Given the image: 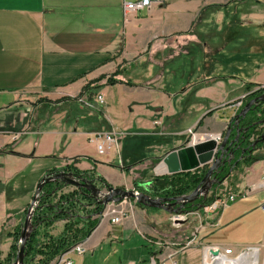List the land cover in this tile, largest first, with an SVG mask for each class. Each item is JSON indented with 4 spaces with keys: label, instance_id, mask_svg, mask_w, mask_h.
I'll list each match as a JSON object with an SVG mask.
<instances>
[{
    "label": "crops",
    "instance_id": "crops-1",
    "mask_svg": "<svg viewBox=\"0 0 264 264\" xmlns=\"http://www.w3.org/2000/svg\"><path fill=\"white\" fill-rule=\"evenodd\" d=\"M210 5L225 8L212 14L213 22L205 24L202 36L193 34L191 29L199 11ZM227 17L226 28L233 23L237 32L248 26L264 27V0H167L126 19L121 0H0V114L15 111L16 104L31 101L27 99L34 94L49 100L67 97L61 104L75 100L86 81L110 75L119 67L124 76L117 79L131 82L136 77L132 79L134 85L115 84L99 91L104 105L98 114L92 112L97 118V131L121 134L119 149L112 151L119 161L120 142L127 137L153 136L158 141L168 137L167 143L129 161L124 157V169L122 165L112 166L109 157L92 160L85 151L74 152L68 144L59 151L58 164L52 168L60 170L76 159L73 166L79 171L95 172L112 187L131 189L132 173L147 170V174L154 176L153 169L167 152L190 141L187 130L196 131L195 142L204 140V136L221 138L228 121L241 109L235 105L243 103L246 85H254L252 91L264 86V63L256 59V37L246 42L239 36L236 41L225 31L220 36L222 42H237L230 48L224 47L221 40L213 45L205 41L206 34L211 32L206 29L211 27L220 33L219 25ZM240 47L250 48L247 61L244 55L240 56ZM192 55L198 64L197 71L167 92L161 82L164 62L180 59L186 65ZM141 67L144 75L135 76L133 70ZM21 119L14 115L10 121L0 123V128L6 130L0 138V171L5 170L6 164L14 163L16 173L22 172L31 163L27 150L13 154L3 151L15 140L13 134H19L7 130L14 129ZM79 119L76 117L75 126L82 121ZM25 129H29L28 125ZM72 133L76 134V130ZM90 133L80 135L88 140ZM46 136L44 133L39 141ZM91 145L97 157L104 156ZM50 152L37 153L40 157L51 156ZM139 161L142 166L130 167ZM4 175L0 183V231L3 225L13 228L19 223L20 213L26 210L35 188L32 186L27 193L20 188L21 194L14 195L17 186L5 188L14 175L8 171ZM242 181L244 186L237 189L250 194L223 208L215 228L207 227L211 216L174 224L172 215L164 211L147 210L123 201L116 207L126 212L125 217L116 224L108 217L100 218L82 242L85 254H67L66 258L72 264H168L167 258L172 256L177 264H209V250L218 246L233 252L223 256L224 261L239 254L242 260H251L252 250L248 248H257L261 255L264 244V213L259 209L264 200V160L252 164ZM55 227L56 224L49 231L54 236L61 232V228L54 232ZM189 238H194L197 245L183 250L161 245L165 241L183 244ZM10 246L11 239L0 245V264H4Z\"/></svg>",
    "mask_w": 264,
    "mask_h": 264
},
{
    "label": "trees",
    "instance_id": "trees-1",
    "mask_svg": "<svg viewBox=\"0 0 264 264\" xmlns=\"http://www.w3.org/2000/svg\"><path fill=\"white\" fill-rule=\"evenodd\" d=\"M225 8V6L220 5H210L202 8L198 16L193 23L191 32L198 36H202V29L207 24L210 15L220 11V9ZM135 76L144 75V69L136 68L133 70ZM123 75L119 67L107 76H100L94 80H88L85 82L80 93L75 97V100L82 99L85 102L92 103V98L105 86H112L115 84H126L134 85L132 79L131 82L127 80H119L118 76ZM133 75V76H134ZM124 76V75H123ZM255 86L252 84L246 85L245 91L247 95L244 97L241 108L250 100L254 99L264 89L258 87L256 90L252 91ZM257 87V86H256ZM62 100L55 101V104L45 103V101H40L33 107V115L29 120L28 126H31L30 130L33 129V123L37 122V125H42L47 121L48 111L46 108H56L63 102ZM264 116V104L259 103L257 106H253L248 112L245 119L240 120L239 124L242 127H249L246 134L240 135L238 143H233L231 145V151L238 153L241 151L239 145L244 142V146H248L255 138H258L262 133V127L259 125H254L255 122L262 119ZM27 121V120H26ZM25 121V123H26ZM17 126L14 129L7 130L8 132H20L24 123L18 121ZM31 122V124H30ZM37 129V128H36ZM235 133L232 132L230 137L234 138ZM242 159V158H241ZM264 160V141L258 143L256 147L246 155L243 161H237L235 166L231 168L229 166V171L227 166L230 165L225 163L223 167H219L213 173V178L216 182L222 183L223 181H228V191L229 193L235 192L240 185L242 178L245 176V171L255 162ZM76 159H73L69 165H66L60 169L67 173H71L77 177L89 179L93 184L98 182L103 187H108L109 185L95 172H84L79 171L73 165L76 163ZM121 161L123 157L121 156ZM155 163V162H154ZM157 163V162H156ZM155 163V164H156ZM124 169L126 166L121 164ZM142 166L143 162H138L131 164L133 166ZM121 168V169H122ZM131 170V168H130ZM129 171V169H127ZM146 171V172H145ZM135 171L132 173L133 186L138 188L139 184L149 183L148 193L151 197H178L186 195L192 192L200 183L207 168L198 169L193 172L179 173L172 176L162 175L153 176L147 174L148 171ZM58 172L57 169L52 168L48 173ZM215 175V176H214ZM220 183L215 184L212 188H220ZM63 184L59 182H52L45 184L42 191L37 199L36 206L33 209V214L31 217V224L35 227L34 231L31 233L29 239L27 240L24 248V264H50L53 260L57 259L63 253L69 251L73 246L78 243H82L85 238L90 234V232L97 225L100 216L99 213L102 210V206L98 205L89 193L84 189H74L69 192L64 191ZM141 190V189H137ZM212 201L211 198H206L202 200L201 198L196 200L193 204H188L186 206L187 212H193L199 210L198 207H204ZM132 202V201H131ZM136 206L146 209L139 204ZM151 210V209H147ZM24 213H22L19 223L13 228H6L4 225L0 231V245L3 244L7 239H11V246L9 252L5 259L4 264H12L18 249V238L19 230L21 228ZM96 216V217H95ZM63 221V226L61 232L54 236L49 233L52 226L56 222Z\"/></svg>",
    "mask_w": 264,
    "mask_h": 264
},
{
    "label": "rangeland",
    "instance_id": "rangeland-1",
    "mask_svg": "<svg viewBox=\"0 0 264 264\" xmlns=\"http://www.w3.org/2000/svg\"><path fill=\"white\" fill-rule=\"evenodd\" d=\"M213 18H214V15H212L209 18V20L207 21L209 25H210V22H213ZM227 20H228V17L224 20V22H222L219 25L218 30L220 31V33H217V31L213 30L211 27H209L210 29H206V31L209 32L211 30V32L206 34L207 39L205 41H207L211 45H213L216 42H219V40H221L220 36L223 37L225 31L228 32V37H235L236 41H238L239 36H241L243 38V40L244 39L247 40L246 42H248L249 39L256 37L258 39V43H257V50H258L257 54L258 55H257L256 59L260 60L259 62L264 63V27H260V28L257 27L256 28L254 26H252V27L248 26L245 29H242V30L237 32L234 29V27H232L233 23H231V28H229V27L226 28L225 23L227 22ZM229 20H230V22H232L234 19H233V17H230ZM259 22L263 23L262 20H260ZM205 27H207V25ZM205 27H203V28H205ZM221 43H225L224 47L230 48L234 45V43H237V42H235V40L231 41L229 39V40H224L223 42L221 40ZM240 49L241 50L238 51L240 53V56L244 55L245 56L244 59H245V61H247L249 59L250 48L244 49V47H240ZM227 51H230V50L226 49V52ZM181 62H182V64H180ZM184 63L185 62L180 60V59L173 61V62L169 61V60L164 62V67L162 69V74H161L162 75L161 82L165 85L167 92H168V90L172 89L175 86V84L177 85V84L181 83V81H184L186 78L191 77L197 71L196 68H197L198 64L196 62L194 55H192V59H190L186 65H183ZM200 70H201V68L199 67L198 71H200ZM150 75H152V73ZM98 93H100V92H98ZM113 93L115 95L114 91H113ZM34 95L35 96L32 95V97L30 96V99H27V100H31V101H23V104H21V103L16 104L15 111H12L11 113H8V112L1 113L0 114V120H1L0 123L10 121L12 116H14V115L18 116L19 115L22 118L21 121H22V123H24L23 127L25 129V128H27V125H28L26 120L31 119V117L33 115L32 108L36 104H38L40 101L44 100L45 103L49 102V104H55V101L67 98V97H59V99H56V100H49V99H46L45 97L41 98V97H37L36 94H34ZM93 99H94V97L92 98V101H93ZM62 104H60L56 108H50V109L46 108V111H48V115H49L47 117V121H45L40 126L37 125V122H34L33 123V130H30L31 126H28L29 129H25V130L21 129V131L18 133L21 134L22 131H25V133L20 135V136H17L16 140H14L13 142H10L8 145L4 146V150H3L4 152H8V153L13 154V153H17V152L22 153L21 151L27 150L29 152H27L26 155H30L29 158H30L31 163H29L22 172L16 173V166L14 163L6 164L5 170L0 171V183H2V180L5 179V175L2 176L3 172L8 171L14 175L9 180H7V184L5 187L8 189H12V188H15L17 186V188H16L17 190H15L13 193L14 195H20L22 191H24V193H27V191H31V187L33 186V188H34L37 185L40 178L42 177L43 174L41 175L40 173L43 170L46 171L48 169H51L56 164H58L57 158L61 154L60 152L62 151V149L63 148L65 149V147L68 144H70L72 146V150L74 152L78 153L81 151H85L92 160L93 159L94 160H96V159L103 160V159L109 157L112 166L118 168L121 165V161H119L118 155L115 156L114 152H112V151L105 154L104 156H98L97 157L95 150H94V147L90 143H88V140H86L85 137L80 135L81 132H88V131L89 132H98L97 131L98 129H96L97 128L96 125H94L96 123L97 118H96V115L93 113L99 112L100 110L94 111V110L86 107L85 105L81 104L80 102H78V100H69L66 103H62ZM10 114H12V116H10ZM96 114H98V113H96ZM76 117L80 118L79 120H82V121L80 122L79 125L75 126L74 121H75ZM17 118H19V117H17ZM25 121H26V123H25ZM11 128H13V127H11ZM2 129L3 128H0V138H2L1 137L2 134H6V130L3 131ZM75 130H76V134H73L72 132ZM104 131L105 130H101L100 132H104ZM132 131H134V130H132ZM191 131L194 135H197L195 133L196 131L194 129H191ZM13 133H17V132H15V130L10 132V134H13ZM44 133L47 134V136L43 137L39 141V139L42 137V135ZM187 135H189V134L187 133ZM189 137L191 138V135H189ZM155 138L157 139L158 137L155 136ZM44 139H46V140H44ZM153 139H154L153 136L150 139H149V137L141 138L139 136L127 137L126 139L122 140V142H120V158L123 155V161H124V157H125V161H129V159L134 158V157H138L139 155L144 154L149 149L151 150L154 146L165 144L168 141V137H162V139L159 141L153 140ZM37 143H38V146H36ZM121 146H123L122 150H121ZM52 150H53V152H50ZM38 151L50 152L51 156H40L39 157L38 153H37ZM1 157H2V155L0 154V158ZM15 160H17V159H15ZM58 171H60V170H58ZM246 173H247V170L245 171V174ZM8 177H9V175L7 176V178ZM125 178H124V180H125ZM243 178H242V180H243ZM120 181H122L121 178H120ZM95 185L97 188H99L102 191V193H106L105 187H103L101 184H99L98 182H95ZM221 185L226 189L225 192L229 193L228 181H225ZM109 186H111V185H109ZM239 186H240V188H241V186H244L243 181H241V185H239ZM239 186H238V188H239ZM20 188L22 189V191ZM64 188H65L64 189L65 192H69V191H72L75 189L73 187H64ZM132 188H134V186ZM243 190L237 189V190H235V192H231V193L237 194L238 192H241ZM32 194L33 193H31V195ZM237 199H239V198H237ZM125 202L128 203L129 201H125ZM116 204H118V203H116ZM116 204L115 203L114 204L113 203L108 204L105 207L104 211L105 210H107V211L113 210V211L120 212V214H126V212L124 210H121L120 207L117 208ZM133 204H135V203L133 202ZM26 210H27V208H26ZM26 210H25V212H26ZM22 213H20V218H22L21 217ZM24 216H25V213H24ZM99 216H101V215H99ZM55 224H56V227L54 228L53 231L58 232L57 229L61 228V226L63 225V221L56 222L53 224V226H55ZM261 252L262 253L264 252L263 245L261 246Z\"/></svg>",
    "mask_w": 264,
    "mask_h": 264
},
{
    "label": "water",
    "instance_id": "water-1",
    "mask_svg": "<svg viewBox=\"0 0 264 264\" xmlns=\"http://www.w3.org/2000/svg\"><path fill=\"white\" fill-rule=\"evenodd\" d=\"M262 89H264V86ZM259 103L264 104V94L247 102L238 111V113L235 114L230 121H228L226 131L220 142L216 141V139H221L220 136L217 138H209L208 136H204L206 138L201 142L194 143L190 140L184 146L167 152L160 159L159 163L153 169L154 176H172L179 173L193 172L208 166L207 171L198 186L192 192L183 196L151 197L149 194H147L149 187L148 183L139 184L138 188L141 189L140 191L137 190L138 188L124 189L109 186L105 187L106 193H102V191L97 188L93 182L85 178L77 179L73 174L64 171L46 173L40 178L37 185L35 186L32 199L25 212V216L19 230V245L12 264H24L25 244L35 229V227H33L31 224L33 209L36 206L37 199L39 198L43 186L48 183L59 182L63 184L64 187H73L75 189L82 188L86 190L89 192V195L93 198V200L98 205L102 206V210L100 211L99 215L102 214L108 204H116L123 201H132L146 209L161 210L170 215H181L183 213H187L184 210L187 204H193L200 198L202 200H206L212 185L220 183L216 182L215 179L212 178V173L217 170L219 163L224 165L225 163L229 164L231 162L233 152L229 150V147L238 141L240 135L243 136V134H246L249 128L252 126L242 127L240 126L239 122L240 120L245 119L250 109L253 106H257ZM254 125L261 126L262 133L258 138L254 139L253 142L250 143V151L253 150L258 143L264 141V116L261 120L255 122ZM232 131H234L235 136L232 141L228 142V138ZM250 151L248 153H250ZM244 152L245 150L240 151L241 157L243 156ZM224 153L227 154L226 156H229L227 159L223 157ZM200 208L201 207H198V209Z\"/></svg>",
    "mask_w": 264,
    "mask_h": 264
},
{
    "label": "built area",
    "instance_id": "built-area-1",
    "mask_svg": "<svg viewBox=\"0 0 264 264\" xmlns=\"http://www.w3.org/2000/svg\"><path fill=\"white\" fill-rule=\"evenodd\" d=\"M167 0H121V8H122V14L123 18L126 19L130 15L136 14L138 11L149 9L152 6L161 5L165 3ZM78 102L85 105L86 107L94 110L99 111L103 105H104V98L101 93H97L94 96V99L92 103H88L83 101L82 99H78ZM236 108L239 109L242 106V102L239 101L236 103ZM25 131H23L21 134H13V138L16 140L17 136H20L24 134ZM187 133L191 135L190 140L193 141V136H195L191 129L187 130ZM121 134H117L113 131L109 132H92L88 135V142L93 144L95 146L96 152L99 155H105L110 151H117L119 149V138ZM224 183V182H223ZM215 189V190H214ZM211 189L207 195V198H211L212 201L207 204L206 206L200 208L197 211L193 212H187L183 213L181 215H172L171 222L176 224L179 222H185L189 218H201L209 217L211 216V222L207 225L209 229L215 228L218 225L217 222V216L219 212L225 208L229 203H233L237 198H244L248 194H250V191H241L237 194L234 193H227L225 192L226 189L221 185L220 188H214ZM259 209L264 213V200L259 204ZM126 214H120V212L117 211H107L105 210L100 218H110V221L112 224H116L121 221V219ZM162 248L164 247H178L181 250L186 248H191L194 245H197L194 238L187 239L183 244L181 243H170V242H161ZM264 248V244H263ZM250 250L257 249V248H248ZM85 247L83 243H78L75 246H73L69 251L63 253L60 255L54 264H72V262L66 258L67 254H74L76 256H83L85 254ZM209 264H215L219 263L217 261H221V264H237L238 261H240L238 264H243L247 262L246 260H242L240 257L241 254L237 255L234 259L229 260H222L223 256H231L232 250L231 249H224L220 250L218 246H213L209 250ZM259 254L257 250V259L255 260L254 264H264V252ZM207 257V255H206ZM168 264H177L176 261L172 259V256L167 258ZM129 264H135V263H129ZM154 264V262H152Z\"/></svg>",
    "mask_w": 264,
    "mask_h": 264
},
{
    "label": "flooded vegetation",
    "instance_id": "flooded-vegetation-1",
    "mask_svg": "<svg viewBox=\"0 0 264 264\" xmlns=\"http://www.w3.org/2000/svg\"><path fill=\"white\" fill-rule=\"evenodd\" d=\"M262 94H264V90L263 91H261L258 95H256L255 97H258V96H260V95H262ZM223 135H224V133L222 134V136H221V140H222V138H223ZM256 139V138H255ZM233 140V138H230V136H229V138H228V142L229 141H232ZM239 142V141H238ZM238 142H236V143H238ZM250 144L248 145V146H244V142L242 143V144H240L239 145V147H240V149L241 150H245V152L243 153V156L241 157V154H240V152H238V153H234V155H233V157H231V162H230V165H228L227 166V169H228V171H229V169H231L233 166H235V163L237 162V161H239V162H241V161H243L244 160V158L246 157V155L248 154V152L250 151ZM231 149V146L229 147V150ZM219 155V154H218ZM217 155V156H218ZM227 154H225L224 153V158L225 159H227L229 156H226ZM240 158H242V159H240ZM240 159V160H239ZM229 166H231V168H229ZM219 167H223V165H221V163H219L218 164V168ZM206 168H208V166L206 167ZM217 168V169H218ZM222 170H224V167L222 168ZM214 173V172H213ZM213 173H212V178H213ZM75 176V175H74ZM215 176V175H214ZM77 179H81V177H77V176H75ZM215 178V177H214ZM216 179V178H215ZM87 180H89L88 178H87ZM217 180V179H216ZM90 181V180H89ZM224 182V181H223ZM222 182V183H223ZM221 183V184H222ZM221 184H220V186H221ZM94 185H95V183H94ZM96 186V185H95ZM215 186V184L214 185H212V187H211V189L213 188ZM82 189V188H81ZM89 193V192H88ZM91 197V196H90ZM92 198V197H91ZM92 200H93V198H92ZM188 205V204H187ZM186 205V206H187ZM186 206H185V208H184V210L186 211ZM187 212V211H186Z\"/></svg>",
    "mask_w": 264,
    "mask_h": 264
},
{
    "label": "bare ground",
    "instance_id": "bare-ground-1",
    "mask_svg": "<svg viewBox=\"0 0 264 264\" xmlns=\"http://www.w3.org/2000/svg\"><path fill=\"white\" fill-rule=\"evenodd\" d=\"M195 140H196V136H193V142L197 143V142H195ZM158 172H160V171H158ZM256 259H257V249H252V258H251V260L249 259L247 262H245L243 264H254Z\"/></svg>",
    "mask_w": 264,
    "mask_h": 264
}]
</instances>
